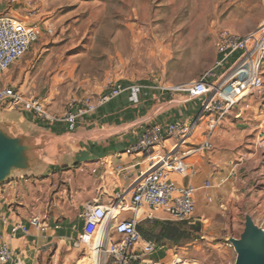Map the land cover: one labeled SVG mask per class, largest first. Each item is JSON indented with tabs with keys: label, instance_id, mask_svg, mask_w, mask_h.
Wrapping results in <instances>:
<instances>
[{
	"label": "rangeland",
	"instance_id": "obj_1",
	"mask_svg": "<svg viewBox=\"0 0 264 264\" xmlns=\"http://www.w3.org/2000/svg\"><path fill=\"white\" fill-rule=\"evenodd\" d=\"M0 16L53 24V34L41 38L2 81L30 87L55 111L110 82L175 87L200 78L217 58L218 31L257 30L264 21V0H0ZM61 153L56 149L50 157L56 160ZM255 171V184L224 200L223 207H198L196 219L202 214L206 222L180 223L187 235L167 242V264H235L229 238L239 237L247 213L260 227L264 219V163ZM74 177L60 174L51 188L45 177L19 176L25 215H78L80 202L76 192L71 196L69 183ZM145 222L140 221L144 233L160 235L157 223ZM96 236L99 240L101 234ZM97 242L73 247L69 264H99Z\"/></svg>",
	"mask_w": 264,
	"mask_h": 264
},
{
	"label": "crops",
	"instance_id": "obj_2",
	"mask_svg": "<svg viewBox=\"0 0 264 264\" xmlns=\"http://www.w3.org/2000/svg\"><path fill=\"white\" fill-rule=\"evenodd\" d=\"M4 82L20 87L29 96L41 97L28 86L25 88V85L18 86L17 80ZM134 84L142 86L138 102L131 101L128 94L111 99L100 104L95 112L79 118L74 131H69L67 122L62 118L64 106L55 111L49 107L53 114L60 117L53 123L40 121L30 114L21 112H0V115L17 119L32 134L47 136L50 142L47 147L48 153L56 149L62 152L60 157L56 158L58 163L44 165L40 173L34 174L33 177H45L50 180V187L53 188L54 179H57L58 175L70 177L74 174L76 177L69 182L71 196L76 192L81 210L87 202L96 199L111 202L117 192L123 193L129 202L134 179L140 171L148 169L151 158L146 153L129 154L126 150L149 125L166 126L172 122L191 125L201 109L200 99H190L185 94L172 91L171 86H165L161 82L154 84L142 81ZM105 90L94 88L91 93L98 95ZM258 96L259 94L247 98L225 118L215 133L214 149L211 152L200 151L186 157L180 163L179 169L171 173V178L177 184L198 188L197 214L198 207L207 209L213 204H221L220 207H223L222 202L230 200L234 193L246 192L256 179L255 170L263 166L264 153L254 147L264 127V92ZM246 103L249 104L248 108H245ZM201 139L199 127L191 141L197 142ZM57 140L63 144L53 146L51 141ZM175 143L174 138L167 139L162 150L171 151ZM117 165L126 168L125 177L110 175L104 180L100 178L99 174L103 172L105 166L109 169ZM93 168H99L100 172L93 174ZM207 180H210L213 186L210 189H203ZM21 182L15 180L0 186V245L8 243L13 253V259L5 264H69L75 255L72 252L73 239L83 228L81 211L71 217L66 214L59 218L55 214H50L43 219L46 222L45 228L42 224L32 225L30 220L33 216H26L23 212L25 207L22 202ZM212 190L216 192L212 193ZM209 196L212 201H208ZM145 211L151 213V218H147V213L142 212V216H138L139 221L145 220L146 224L157 223L159 228L168 226L184 228L179 221L163 210L152 211L147 208ZM133 216L134 212L129 210L122 212L120 218L128 219ZM201 217L207 218L202 214ZM17 222L26 224L29 232L27 234L14 232L13 226ZM169 240L161 238L157 241L168 248L166 244ZM168 252L166 248L157 250L150 255V259L167 264Z\"/></svg>",
	"mask_w": 264,
	"mask_h": 264
},
{
	"label": "built area",
	"instance_id": "obj_3",
	"mask_svg": "<svg viewBox=\"0 0 264 264\" xmlns=\"http://www.w3.org/2000/svg\"><path fill=\"white\" fill-rule=\"evenodd\" d=\"M53 24L37 20L21 19L14 16H0V112H21L30 114L43 122L53 123L60 119L49 110L45 99L29 96L20 87L2 81L5 73L26 56L41 38L53 34ZM217 58L210 69L200 78L170 87L190 99H200L201 109L195 121L190 125L172 122L149 125L138 139L126 150V153H146L151 158L148 169L140 171L130 188L131 200L117 192L111 202L96 199L87 202L80 217L83 228L73 239L72 247L82 249L96 243L99 264H162L153 261L150 255L165 249L156 239L146 237L140 227L138 216L145 210H163L179 222H206L207 218L197 217L196 193L198 188L177 184L171 173L179 169L180 163L188 156L200 151L211 152L214 149L215 133L225 118L247 98L260 94L264 89V21L255 31L240 35L222 28L217 33ZM235 56V57H234ZM142 86L122 81L110 82L106 90L98 95L90 94L82 98L69 100L64 107L63 119L69 131H74L77 122L84 114L93 113L100 104L123 94H128L133 102L139 101ZM249 104H245L248 108ZM201 128V141L192 142L191 138ZM174 138L176 143L171 151L164 152V142ZM256 150L264 152V127L257 142ZM99 168L92 173L98 174ZM127 171L122 165L103 169L99 174L125 177ZM210 180L205 181L203 189L212 187ZM208 201H212L209 196ZM132 210L134 216L121 219L122 212ZM30 223L35 226L46 224L45 220L33 216ZM264 229V219L262 220ZM14 232L27 234L29 228L22 222L13 226ZM101 236L97 240L96 234ZM13 259L8 243L0 245V264Z\"/></svg>",
	"mask_w": 264,
	"mask_h": 264
},
{
	"label": "water",
	"instance_id": "obj_4",
	"mask_svg": "<svg viewBox=\"0 0 264 264\" xmlns=\"http://www.w3.org/2000/svg\"><path fill=\"white\" fill-rule=\"evenodd\" d=\"M49 143L47 136L32 134L17 119L0 115V186L58 163L47 152ZM229 242L236 252L235 264H264V229L251 214L245 215L239 237L231 236Z\"/></svg>",
	"mask_w": 264,
	"mask_h": 264
},
{
	"label": "trees",
	"instance_id": "obj_5",
	"mask_svg": "<svg viewBox=\"0 0 264 264\" xmlns=\"http://www.w3.org/2000/svg\"><path fill=\"white\" fill-rule=\"evenodd\" d=\"M181 224H185V223H188V222H180ZM145 236H148L146 233H144ZM187 235V229L185 228H180V227H177V226H168V227H163L161 228V233L160 235L157 234L156 236H152L150 235L151 238H154V239H161V238H168L170 240H173L175 241L176 243L178 241H180L182 238H184V236ZM149 237V236H148Z\"/></svg>",
	"mask_w": 264,
	"mask_h": 264
}]
</instances>
